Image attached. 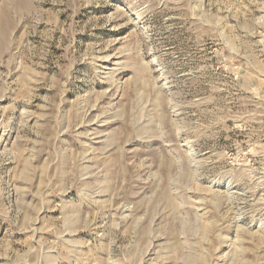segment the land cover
Returning a JSON list of instances; mask_svg holds the SVG:
<instances>
[{
	"label": "rangeland",
	"instance_id": "rangeland-1",
	"mask_svg": "<svg viewBox=\"0 0 264 264\" xmlns=\"http://www.w3.org/2000/svg\"><path fill=\"white\" fill-rule=\"evenodd\" d=\"M0 264H264V0H0Z\"/></svg>",
	"mask_w": 264,
	"mask_h": 264
}]
</instances>
